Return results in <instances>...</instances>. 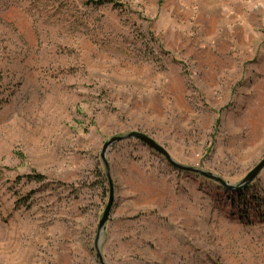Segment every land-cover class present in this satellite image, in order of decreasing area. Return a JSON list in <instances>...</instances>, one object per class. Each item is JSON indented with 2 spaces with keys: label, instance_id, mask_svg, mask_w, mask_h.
Here are the masks:
<instances>
[{
  "label": "rangeland",
  "instance_id": "1",
  "mask_svg": "<svg viewBox=\"0 0 264 264\" xmlns=\"http://www.w3.org/2000/svg\"><path fill=\"white\" fill-rule=\"evenodd\" d=\"M97 1V0H94ZM0 0V264H264V0ZM40 174L44 184L27 182Z\"/></svg>",
  "mask_w": 264,
  "mask_h": 264
},
{
  "label": "water",
  "instance_id": "2",
  "mask_svg": "<svg viewBox=\"0 0 264 264\" xmlns=\"http://www.w3.org/2000/svg\"><path fill=\"white\" fill-rule=\"evenodd\" d=\"M124 140H136L141 142L143 145L147 146L149 149L155 151L156 153H158L159 155H161L162 157H164V159L167 161V163L173 168L176 169L178 171H183V172H187V173H193L196 174L198 176H201L203 178H206L210 181H213L215 183H217L218 185L222 186L226 191H240L242 190L244 187H246L248 184H250L257 176L258 174L261 172V170L264 168V158L241 180V182L239 184H237L236 186L230 185L228 183H226L221 177L214 175L210 172L207 171H203L200 169H196V168H192V167H187V166H183L181 164L176 163L175 161L172 160V158L170 157V155L167 153V151L160 146L159 144H157L154 140H152L151 138H149L148 136L139 133V132H130L124 136H118V137H112L111 139H109L108 141H106L102 147V151H101V155L100 158L104 164L105 169H108V164H107V160H106V154L108 149L121 141ZM107 179H108V184H109V196H108V201L107 204L105 206V209L100 217V220L98 222V226H97V233H96V238H95V251L97 254V257L99 259L100 264H105L102 258V255L100 253V245L101 242L103 240V236H104V230H105V226L109 220V216H110V212L113 206V201H114V193H113V187H112V183L109 179V175L107 172Z\"/></svg>",
  "mask_w": 264,
  "mask_h": 264
},
{
  "label": "trees",
  "instance_id": "3",
  "mask_svg": "<svg viewBox=\"0 0 264 264\" xmlns=\"http://www.w3.org/2000/svg\"><path fill=\"white\" fill-rule=\"evenodd\" d=\"M88 4H91L93 6H102V5L114 4V3L112 0H97V1L88 0ZM24 178L27 182H34L36 184H44L45 181V177L36 173L26 175Z\"/></svg>",
  "mask_w": 264,
  "mask_h": 264
}]
</instances>
